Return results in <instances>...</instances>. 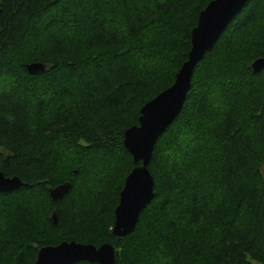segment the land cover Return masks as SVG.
Wrapping results in <instances>:
<instances>
[{
  "label": "trees",
  "instance_id": "obj_1",
  "mask_svg": "<svg viewBox=\"0 0 264 264\" xmlns=\"http://www.w3.org/2000/svg\"><path fill=\"white\" fill-rule=\"evenodd\" d=\"M210 1L0 0V171L27 183L0 192V264L73 239L114 244L117 264H264V0L196 65L154 148L155 196L113 234L137 165L124 133L174 83Z\"/></svg>",
  "mask_w": 264,
  "mask_h": 264
},
{
  "label": "water",
  "instance_id": "obj_2",
  "mask_svg": "<svg viewBox=\"0 0 264 264\" xmlns=\"http://www.w3.org/2000/svg\"><path fill=\"white\" fill-rule=\"evenodd\" d=\"M249 0H211L200 12L197 26L192 31V46L188 59L176 74L174 83L160 92L141 108L139 123L124 133V145L132 154L137 165L131 170L120 192L119 203L115 209L113 234L118 238L131 233L138 222L141 212L155 196V179L150 171L155 145L159 137L180 114L187 95L196 65L213 48L224 30L243 9ZM31 73L44 71L46 64H29ZM252 68L258 72L264 68V57L256 59ZM27 183L17 176H6L0 171V192H11ZM71 187L70 182L49 189L54 200L62 198ZM53 221L58 224L57 215ZM87 260L98 264H117L116 247L110 242L97 246L76 240H63L55 245L39 249L33 264H72Z\"/></svg>",
  "mask_w": 264,
  "mask_h": 264
}]
</instances>
